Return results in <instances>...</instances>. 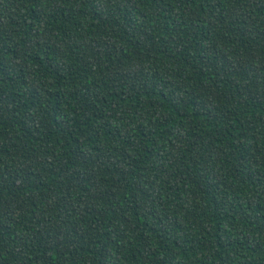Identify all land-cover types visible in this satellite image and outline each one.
Masks as SVG:
<instances>
[{
    "label": "trees",
    "instance_id": "16d2710c",
    "mask_svg": "<svg viewBox=\"0 0 264 264\" xmlns=\"http://www.w3.org/2000/svg\"><path fill=\"white\" fill-rule=\"evenodd\" d=\"M0 264H264V0H0Z\"/></svg>",
    "mask_w": 264,
    "mask_h": 264
}]
</instances>
